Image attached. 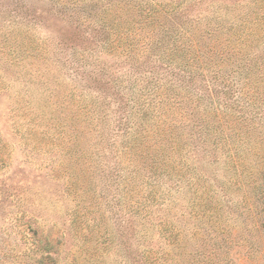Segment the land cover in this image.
Wrapping results in <instances>:
<instances>
[{
    "label": "rangeland",
    "instance_id": "rangeland-1",
    "mask_svg": "<svg viewBox=\"0 0 264 264\" xmlns=\"http://www.w3.org/2000/svg\"><path fill=\"white\" fill-rule=\"evenodd\" d=\"M113 1L0 0V264H264V0Z\"/></svg>",
    "mask_w": 264,
    "mask_h": 264
},
{
    "label": "trees",
    "instance_id": "trees-1",
    "mask_svg": "<svg viewBox=\"0 0 264 264\" xmlns=\"http://www.w3.org/2000/svg\"><path fill=\"white\" fill-rule=\"evenodd\" d=\"M101 1H102L101 3L103 7H102L101 12L98 14L99 17L96 14V17L90 18V17L82 16L83 19L77 20V21H81V23L78 24L79 25L78 27L86 23H89L91 28L93 29L97 28V30L95 31V35L97 38L94 37L97 40L101 38V35H104L103 31L100 30V28H104L105 25H108V22H106L105 25L102 23L104 22V19L110 16L112 17L113 20H116L118 18L123 19L124 18L123 13L126 9V4L123 2H117V1L114 2L113 0L111 1L101 0ZM135 4H137L138 7L140 8H143L146 5V7H148L147 14L142 9V11L137 12L136 15L132 19L125 18V23L119 26L117 24H113L112 26H109L107 30L113 35L112 40L116 36H118V34L116 33L122 30H125L122 27L126 28V22L129 25H131L133 28H137V25H142L143 23H145L148 27L152 28L154 31H156L157 28H158L157 31H160L159 29L161 28V30L165 32L166 35L163 41L160 42V45L157 44V46H160V47L165 46L169 52L175 51L177 49H181L182 46L181 45L176 46V44H178L177 41L181 40L182 38L186 36L187 31H188L187 28H184L183 26H179V25L173 26L172 28H166V25L161 22L162 18H165V19L169 18L170 14H172V12L175 11L174 4H163L159 2H151L148 0H146L145 3H143V1L140 0V1H137ZM128 5L130 4L128 3ZM133 8H137V7H133ZM140 15L141 17L137 19L136 16H140ZM99 22L101 23L99 24ZM230 34L231 36L228 37L226 41L236 44L238 42V39H241V36L238 35L237 32H232ZM171 41H173L174 44H172ZM216 41H218L217 38H216ZM211 43H213L212 40L209 42V45L211 46H208L207 49L209 50L217 49L215 48V46H218L217 42H214L213 44ZM159 127H161V124H159ZM71 131L74 132V129H72Z\"/></svg>",
    "mask_w": 264,
    "mask_h": 264
}]
</instances>
